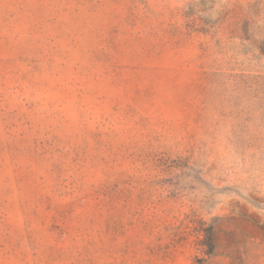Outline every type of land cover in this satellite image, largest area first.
I'll return each mask as SVG.
<instances>
[{
    "label": "rangeland",
    "instance_id": "rangeland-1",
    "mask_svg": "<svg viewBox=\"0 0 264 264\" xmlns=\"http://www.w3.org/2000/svg\"><path fill=\"white\" fill-rule=\"evenodd\" d=\"M0 264H264V0H0Z\"/></svg>",
    "mask_w": 264,
    "mask_h": 264
}]
</instances>
